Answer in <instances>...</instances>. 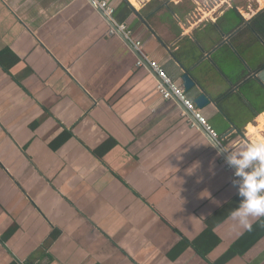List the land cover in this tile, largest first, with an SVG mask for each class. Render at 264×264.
Wrapping results in <instances>:
<instances>
[{
  "label": "crops",
  "instance_id": "0c3cea01",
  "mask_svg": "<svg viewBox=\"0 0 264 264\" xmlns=\"http://www.w3.org/2000/svg\"><path fill=\"white\" fill-rule=\"evenodd\" d=\"M110 1L113 22L92 0H0V264H264V217L230 218L224 154L117 28L195 80L232 152L264 138V41L246 26L264 2Z\"/></svg>",
  "mask_w": 264,
  "mask_h": 264
},
{
  "label": "clouds",
  "instance_id": "9594fccd",
  "mask_svg": "<svg viewBox=\"0 0 264 264\" xmlns=\"http://www.w3.org/2000/svg\"><path fill=\"white\" fill-rule=\"evenodd\" d=\"M209 147L217 150V155L229 153L228 160L231 163L238 164L239 167L234 174L243 177L239 181L240 188L238 195L242 198L238 208L230 213V218L239 222L245 229H251L252 219L264 217V138L241 147L234 146V151L230 152L229 148L218 143H213ZM237 155L240 159H237ZM256 161L255 170L244 171L249 162ZM237 181L233 180V184Z\"/></svg>",
  "mask_w": 264,
  "mask_h": 264
},
{
  "label": "built area",
  "instance_id": "2783aa9c",
  "mask_svg": "<svg viewBox=\"0 0 264 264\" xmlns=\"http://www.w3.org/2000/svg\"><path fill=\"white\" fill-rule=\"evenodd\" d=\"M92 1L96 3L97 6L105 13L106 17L113 22V14L115 8L111 4L110 0ZM117 28L122 33V35L131 42V46L134 51L139 54L137 65L143 66L146 64L155 73L158 79L156 89L161 94V96L167 100H177L182 106L183 115L189 118V121L191 122L192 126L200 125L218 144L222 145V140H220L218 133L209 124L208 119L204 115L202 109H200L195 103V101L188 96L184 85L172 78L158 61L150 59L143 52L142 41L133 38L130 32L127 31V27L125 25H119L117 26ZM113 32H115L114 29H112V33ZM226 154L227 156H229V153ZM223 157L226 168L232 171V178L239 183V181H241L243 177H238L234 175L239 165L231 163L225 155ZM244 171L248 172L249 167L247 166Z\"/></svg>",
  "mask_w": 264,
  "mask_h": 264
},
{
  "label": "water",
  "instance_id": "95a60500",
  "mask_svg": "<svg viewBox=\"0 0 264 264\" xmlns=\"http://www.w3.org/2000/svg\"><path fill=\"white\" fill-rule=\"evenodd\" d=\"M99 10L104 14V12L100 8H99ZM105 17H106V15H105ZM125 41H127V43L131 45V42L129 40L125 39ZM182 80H183V85H184L186 91H189L196 86L195 80L188 73H185L183 75ZM195 103L197 104V106L199 108H203L206 104L209 103V99L205 94H201L195 98ZM213 141H214V143H217L214 139H213ZM223 154L228 158L226 153H223Z\"/></svg>",
  "mask_w": 264,
  "mask_h": 264
},
{
  "label": "trees",
  "instance_id": "16d2710c",
  "mask_svg": "<svg viewBox=\"0 0 264 264\" xmlns=\"http://www.w3.org/2000/svg\"><path fill=\"white\" fill-rule=\"evenodd\" d=\"M247 28H250L255 32L258 37L264 41V9L255 14L248 22H246ZM255 170V166L250 165L249 171Z\"/></svg>",
  "mask_w": 264,
  "mask_h": 264
},
{
  "label": "rangeland",
  "instance_id": "374dc122",
  "mask_svg": "<svg viewBox=\"0 0 264 264\" xmlns=\"http://www.w3.org/2000/svg\"><path fill=\"white\" fill-rule=\"evenodd\" d=\"M211 5H212L211 3L208 4L209 7H210ZM246 11H247V9H246ZM261 47H262V46H261L260 44L257 45L258 51H262V48H261Z\"/></svg>",
  "mask_w": 264,
  "mask_h": 264
},
{
  "label": "bare ground",
  "instance_id": "6f19581e",
  "mask_svg": "<svg viewBox=\"0 0 264 264\" xmlns=\"http://www.w3.org/2000/svg\"><path fill=\"white\" fill-rule=\"evenodd\" d=\"M135 4H138V0H132ZM264 2V0H262ZM262 121H264V117L262 118ZM262 125V124H261ZM251 128V127H250ZM255 128H252V130Z\"/></svg>",
  "mask_w": 264,
  "mask_h": 264
}]
</instances>
